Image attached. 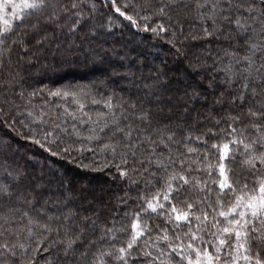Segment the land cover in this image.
Masks as SVG:
<instances>
[{"label":"snow or ice","instance_id":"1","mask_svg":"<svg viewBox=\"0 0 264 264\" xmlns=\"http://www.w3.org/2000/svg\"><path fill=\"white\" fill-rule=\"evenodd\" d=\"M105 2L138 27L129 10L135 13L143 21V30L154 35L170 33L177 41L183 37L217 42L222 55L213 59L214 70L226 74L223 84L228 95L220 92L213 105L223 107L226 103L231 110H226L220 119L211 112L204 115L203 119L212 122L213 127L203 128L200 135L193 137L191 126L182 127L178 117L177 123L172 119L168 123L157 120L154 125L153 114L142 105L138 107L131 101L113 105L112 96L107 97V119L103 124L93 123L100 132L108 130L110 142L102 147L118 159L114 165L118 178L135 186L136 195L126 191L123 197H117L123 207L112 211L111 218H103L102 223L97 222L99 216L93 218L95 212L84 214L90 210L84 205H91V201L83 192H77L67 177L46 181L43 173H30L15 160L9 163L4 152V162L0 163V204L4 206L0 211V256L4 259L0 264H163L161 257L165 256L168 264H172L173 256L179 258V264H220L222 251L227 256L223 264H264V0ZM95 8L93 0H0V91L5 93L0 116H8L10 127L17 123L11 112L19 105L8 94L21 100L27 97L30 102L31 97L44 91L25 87L28 70L36 65L46 67L42 59L47 56L42 57V51L51 54L58 33L92 34ZM192 20L200 25L199 35H185L184 25ZM205 63V57L194 56L189 68L199 77ZM122 75L127 78L132 73ZM166 76L157 69L153 82L144 85L148 88L146 95L162 98L161 89L169 92ZM214 85L216 79L211 78L207 88L213 89ZM72 87L49 89L48 95L76 96ZM78 90L82 91V87ZM177 92L180 95L175 98V109L184 113H188L190 101H207L202 79ZM168 99L171 103L172 98ZM117 107L119 117L113 110ZM129 115L137 117L145 127L133 126ZM221 121L226 128L220 127ZM90 132V141L98 138L97 129ZM49 137L47 131L36 133L30 128L26 138L41 147L45 146L42 141L55 145V137ZM204 137L222 141L211 144L216 162L207 153L202 158L204 175L218 174L212 180L219 189L214 206L203 195L211 189L205 188L206 181L193 175L192 165L185 159L197 151L190 146L194 141L209 147ZM3 148L11 145L4 143ZM63 152L67 154L69 149ZM237 154L247 175L231 178L229 173L232 177L235 173L226 168L225 162H235ZM78 198L82 209L79 212L69 207ZM50 205L55 206V211ZM153 217L162 225L149 224Z\"/></svg>","mask_w":264,"mask_h":264},{"label":"trees","instance_id":"2","mask_svg":"<svg viewBox=\"0 0 264 264\" xmlns=\"http://www.w3.org/2000/svg\"><path fill=\"white\" fill-rule=\"evenodd\" d=\"M93 2L96 5L92 13V22L95 24L93 33L88 35L83 32L78 35L58 33L51 45V54L42 51V57L47 56L46 60L42 59L46 67L36 65L28 70V84L25 87L29 91L32 88H40L44 91L31 97L30 102L27 97L21 100L11 93L8 94L19 108L11 112L12 120L17 121L12 127L9 126L12 121L8 116H0V163L4 162L3 153L6 152L9 163L15 160L30 173L36 175L43 173L46 181L50 178L67 177L77 192H83L91 201V205H84L85 208H90L84 214L92 215L95 212L93 218L99 216L101 219L97 222L102 223L103 218H111L112 211L123 207L117 197H123L126 191L133 197L136 195L135 186L118 178L114 167L119 162L118 159L102 147L110 142V138L106 135L108 130L100 132L98 125L93 123L99 121L103 124L107 119L109 109L104 103L107 97L112 96L113 105L118 101H123L125 105L130 101L137 103L138 107L142 105L145 110L153 114L154 125L157 120L168 123V120L172 119L173 123H177L175 118L178 117L182 127L191 126L193 137L200 135L201 129L213 127L212 122L203 119L204 115L211 112L216 119H220L226 110L231 109L226 103L223 107L219 104L213 105L215 96L220 92H224L225 96L228 95V90L223 84L226 74L214 70L213 59L217 55H222L218 51L220 45L217 42L210 39L193 40L183 37L177 41L170 33L154 35L151 31L143 30V21L130 10L129 14L133 15L138 27L115 13L110 3H106L105 0H93ZM117 2L119 3L120 0ZM131 2L136 3L138 0ZM154 20L155 18L149 21L150 28ZM184 32L185 35L188 33L199 35V23L195 20L185 23ZM205 49H210L211 52ZM209 55L211 59H207ZM121 56H125V59L121 60ZM194 56L206 58L204 68L199 70V77L189 68ZM157 69L167 73L165 81L171 86L167 93L161 89L162 98L146 95L148 88L144 87L153 82ZM100 72L102 73L98 75ZM113 72L119 75H113ZM129 72L132 75L127 78L122 75ZM211 78L216 79V85L213 89H208L207 83ZM196 79L203 80L207 101L200 99L190 101L188 113L176 110L175 98L180 95L177 89L183 90ZM29 85L31 87H28ZM66 86H73L70 90L77 95L59 97L48 95L49 89H65ZM78 87H82V91L78 90ZM0 89H3L2 80H0ZM4 95L5 93L0 91V106H3ZM168 97L172 98L171 103ZM93 100L96 103H93ZM81 104L84 105L83 110L80 109ZM193 108L195 111L192 110ZM113 110L119 117V108ZM5 121L8 123L6 124ZM128 121H131L133 126L145 127L137 117L129 115ZM124 122L122 121V124ZM220 127L226 128L227 125L221 121ZM30 128L36 133L45 131L50 133L49 139L55 137V145L42 141L45 146L41 147L32 139L26 138ZM93 128L97 129L98 138L90 141L88 137L92 135L90 129ZM218 135L223 134L218 133ZM204 139L208 140L209 147L205 148L202 141H194L190 146L197 151L187 154L185 159L186 163L192 165L193 175L206 181L205 188L211 189L205 191L203 195L214 206L219 189L212 180L217 179L218 174L213 172L212 177H206L203 173L202 158L207 153L209 158L216 162L211 144H220L222 141L217 137H204ZM4 143L10 144L11 148L4 149ZM49 147L51 151L48 150ZM64 148L69 149L67 154L63 152ZM180 151L185 150L181 147ZM53 152L56 154L53 155ZM225 163L226 168L235 173L234 177L229 173L231 178L247 175L238 154L235 162ZM197 168L200 171H196ZM80 203L78 198L74 203H70L69 207L78 212L82 211L79 207ZM128 203L131 204L132 201L129 200ZM50 208L55 211L54 205H50ZM3 210L4 206L0 204V211ZM148 222L162 225V221L155 217ZM183 230L187 231V229ZM209 251H212L211 247ZM3 259L4 257L0 256V260ZM168 259L167 256L161 257L163 264H168ZM225 259H227L226 253L222 251L220 264H223ZM172 264H179L177 256L172 257ZM240 264H243V261Z\"/></svg>","mask_w":264,"mask_h":264},{"label":"rangeland","instance_id":"3","mask_svg":"<svg viewBox=\"0 0 264 264\" xmlns=\"http://www.w3.org/2000/svg\"><path fill=\"white\" fill-rule=\"evenodd\" d=\"M9 11H10V9H9ZM102 72H100L98 75H100Z\"/></svg>","mask_w":264,"mask_h":264}]
</instances>
